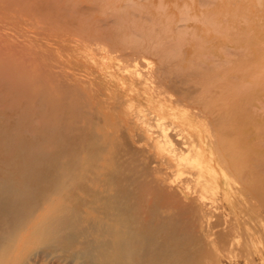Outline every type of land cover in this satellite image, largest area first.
Masks as SVG:
<instances>
[{
	"label": "bare ground",
	"instance_id": "1",
	"mask_svg": "<svg viewBox=\"0 0 264 264\" xmlns=\"http://www.w3.org/2000/svg\"><path fill=\"white\" fill-rule=\"evenodd\" d=\"M1 1L4 3L3 7H7L6 11L11 12V15L13 14V11L9 10L11 7H15V11H18L19 6L26 5L27 14L31 19H34L32 26L38 23L36 20L45 18L48 14L44 22L47 24L49 19H56L60 23L59 25H62V30H66L64 32L68 38L65 40L75 43L78 49L84 46L88 47L97 37H101L102 42L96 43L99 45L98 52L102 57L100 62L105 73H111L115 77L113 82L115 86H112L111 92H97L98 94L90 98L87 96L89 100H86L82 97L81 92L79 94V90L68 82L69 80L64 79L65 75L61 79V76L57 77L59 76L57 71L42 70L41 67L34 68L32 71L28 58L25 57L17 44L12 42L8 44L9 47L5 48L0 45V264H234L222 261L220 253L228 251L227 253L232 255L233 253H230L232 251L229 250L235 247L234 243L244 235L246 241H241L248 245V249L250 244L259 255L255 254L258 257L257 260L260 257L263 260L260 264H264V216L262 215L264 213L258 214L259 210L256 211L255 205L254 207L249 205L251 197H248L249 194L247 195L250 185L256 195L264 200L263 173L258 176L260 170L254 172L257 167L262 168L261 164L259 165L260 161L256 160L259 166L257 164L251 166V162L247 163L248 157L253 158L254 161L255 158H258L257 152L252 151L257 155L256 157L254 155V157H246L249 153L247 154L248 151L244 152L245 148L241 149L243 150L241 153L235 150L234 153L233 151L228 153L224 150L223 152L229 156L226 159L228 162V166H226L215 151L212 133L209 132L211 130L197 119L200 114L191 113V109L188 111L184 107V109H178L177 104L180 105L182 102L180 100L179 103L173 99L175 104L172 105L165 102L166 98L160 100L159 97L152 98L148 95L149 89L152 91L155 88L156 90L164 88L174 90L175 93L179 92L182 98L188 100L193 96L198 97L197 100L199 97L206 99L207 96L209 98L224 96L227 94V91L225 92L226 85L236 84V80L233 81V79L242 72H235L237 76L231 74L229 77L223 76L218 79L214 75L220 72L221 68L218 69V67H222L224 63V67L229 66V63H232L231 60L235 58L233 56L247 55L253 50V44L250 42L251 31L248 34L246 29L225 27L215 21L214 23L213 16L217 14H214V11L211 13L214 14L213 16L210 14L206 17L201 16V20H199L193 15L194 19L193 17L190 19L191 10L188 5L180 8L179 15L170 18L163 12L167 6L164 10L153 13L151 12L152 0H92L93 4H96L95 8L101 6L102 17L94 16V5L88 6L78 0ZM159 1L158 5L163 8L161 0ZM206 2L209 3V0H204L201 4L204 5ZM252 3L264 8V0H252ZM212 4L214 1H210V4L206 3L204 6ZM161 7L159 9L156 7V10H160ZM2 9L4 10V8ZM0 15H2L1 12ZM234 16L238 17L236 12H226L221 18L226 21ZM10 18L14 19V16ZM15 18L16 21L21 20L19 18L17 20L16 16ZM242 18L244 19V17ZM245 18L248 19L246 16ZM189 19L190 21H196V19L199 22L205 21L206 25L212 21L214 26H209L213 28V32L215 26L221 27V29L217 28L218 32L214 33H220L221 36L227 37V39L225 37L226 43L217 49L224 57H220L221 55H218L219 58L209 56L213 52L208 55L209 51L207 52L205 50L207 48L204 46L206 41L199 39L201 36L198 37L196 28L191 26L192 23L191 25L188 23ZM245 20L244 24H247L248 20ZM29 22L32 24L31 20ZM45 23L44 25L40 24L46 29L49 26H45ZM55 23L53 25L57 26L58 24ZM259 23L264 24V20ZM19 26L21 25L19 24ZM56 26L54 27L58 28ZM44 27L40 28L44 29ZM37 29L38 32H41V29ZM49 29L55 31L54 28ZM46 30L44 31L47 33ZM37 31L34 32L38 33ZM76 31H79L80 34H75ZM247 35L248 39H246ZM32 36L36 38L37 35L32 34ZM244 40H249L248 44ZM95 42H99V39ZM193 45L196 46V49L194 48L195 55H192V59L187 60L185 57L187 47ZM260 45L261 43L258 46ZM262 45L260 46L261 52H263ZM253 46L255 47V44ZM262 54L259 55L262 58L261 62L264 60ZM253 56L251 52L250 58H254ZM152 58L155 60L154 62L149 60ZM246 58L244 56L242 61ZM62 59L64 58L62 57ZM250 61L253 62V60ZM49 64L57 67L50 61ZM247 65L250 67L249 64ZM261 66L258 65L257 70H260ZM243 73L247 74V71H243ZM249 73L251 74V72ZM258 74L262 77L264 71L258 72ZM245 78H247L246 75ZM243 81V84L247 83L245 79ZM110 84H112L111 81ZM251 85L254 84H249V86ZM252 88L246 93L251 92ZM83 94L85 97L86 93ZM244 94L245 92L242 97L240 95L242 102H245ZM106 96L115 100L108 103L105 99ZM233 97L231 99L228 97V99L232 101L235 98L233 100L235 101L237 97ZM254 98L252 97V100ZM203 99L199 100L200 103L204 102ZM218 101L215 106L212 105L213 108L208 109L213 125L217 126L223 134L234 132L231 125L239 128L243 124L239 122V126L236 123L238 121L236 118V122L233 121L235 111H232L234 112L233 118L230 117L232 112L228 114L232 119L230 122ZM151 102H154L155 106L150 107ZM191 102L189 101V103ZM125 103L124 114L132 115L133 120L136 117L141 122H146L149 116H153L157 120L164 121L162 124L158 123L159 125L156 123L158 127L160 125L163 127L165 122L170 124V127L172 126L170 131H165L167 128H164L163 134L160 128L156 129L160 132L158 135L161 134L162 137L156 140L154 145L162 153L169 151L167 143L170 142V136L172 138L178 136V139H182L186 144L184 152H180V148L177 150L174 145V149H176L174 151H179V154L173 157L177 165L176 171L186 173L194 182L192 186H186L185 182L190 181L187 177L184 184L177 181L179 186L186 190L184 192L186 195L173 190V183L170 185V181H168V178L170 179L172 176L171 174L169 176V171L167 175L169 177H166L167 173L165 176H158L151 163L153 160H148V162H144L145 164L139 162L138 149L130 141L128 134L123 136L117 131L111 130L113 120L117 122L119 119L121 120L122 107ZM239 103L241 104V102ZM226 104L228 103L226 102ZM245 104L246 102L243 106ZM238 105L235 106L238 107ZM235 106L229 104V108L234 107V110L237 108ZM249 107H247L249 110L257 108L256 106ZM204 109L206 110V108ZM239 109L244 112L248 111L240 106ZM261 109H264L263 106ZM261 109H259L260 112ZM255 112L257 111L255 110ZM246 113L250 115L249 118L252 114L254 115V113L250 114V111ZM255 114L257 115V113ZM239 117L241 118V116ZM243 118L245 120V117ZM153 119L150 118V120ZM130 122L131 119H129V124ZM255 123L253 122V124ZM149 125L153 127L150 122ZM205 125L208 126V123ZM255 125L264 124L258 122ZM263 129L261 131H264ZM240 130L236 131L237 135ZM235 134H231L232 137L227 135L231 140H234ZM240 134L242 135L241 132ZM136 136H140V134ZM243 136L242 139L247 134ZM135 139L137 141V138ZM237 140V143L242 141L239 138ZM263 140H257V142L254 140V142L258 146V141L261 145ZM183 144H179V146L183 147ZM242 145L240 143V146ZM171 151L173 152V149ZM172 152L170 153L172 154ZM123 153L128 158L122 156ZM244 156L247 158V164L243 162L245 166L242 168L240 165L241 168H239L237 161L240 162L239 159ZM260 160L263 165L264 156ZM163 161V163L166 162L164 159ZM158 169L160 170L159 167ZM161 169L164 170V168ZM170 171L175 172L171 169ZM235 179H240L241 184L239 185ZM181 182L183 181L181 180ZM220 190L231 207V211L227 209L225 213L228 211L229 214L233 213V216L230 215L234 219L231 218L232 223L213 231L212 227L215 225L211 224L210 219L212 215L210 209H213V206L211 205L210 208L207 202H204V196H207L208 192L220 195ZM182 196L192 198L187 203ZM210 198L212 199V197ZM214 199L216 202V198ZM214 199L212 200L214 201ZM219 199L217 197L218 201ZM222 207L227 208L228 206L223 205ZM216 220H212L216 226L223 224L221 223L223 220L218 219L220 221L217 220V223ZM240 248H238L240 252L246 251V249L241 250ZM249 250H251L249 257L250 254L254 256L255 251ZM243 255H246V252ZM246 260L251 261L249 264L255 262L252 258ZM227 261L232 262L231 260ZM237 261L239 262V260Z\"/></svg>",
	"mask_w": 264,
	"mask_h": 264
},
{
	"label": "rangeland",
	"instance_id": "2",
	"mask_svg": "<svg viewBox=\"0 0 264 264\" xmlns=\"http://www.w3.org/2000/svg\"><path fill=\"white\" fill-rule=\"evenodd\" d=\"M77 1V0H76ZM163 1V2H162ZM200 1H202V2H200ZM203 1L204 0H161V3L163 4V8L160 6V5H158V3L160 2L159 0H152V4L153 5H151V12H153V13H158V11L160 12L161 10H164L165 8H166V6H167V8H166V10H164L163 12L165 13V15L167 16V17H173V16H175V15H179V11H180V8L182 9V7L184 6V5H188L189 6V10H191L190 11V19L193 17V19H194V16L196 17V18H199V20H201L200 18H201V16L202 17H206V16H208L209 14L211 15V16H213L214 14H216V16L214 15L213 16V22L215 21L217 24L218 23H221V25H225V27L227 26V27H236V28H238V29H240V30H245L247 33L248 32H250V42H251V44H255V47L256 46H258L260 43H261V45H262V49H263V52H261L262 50L260 49V46H258V47H254L253 45H252V47H253V50L251 51L252 53H253V57L254 58H250L251 57V52H248V54L247 55H243V56H241V55H236V56H233V57H238V56H241V57H239V58H237V59H235V58H233L234 60H235V62H233L234 60L232 59L231 61H232V63H229V66H225L226 67V69H225V67H224V64H223V68L220 66V65H218V66H220V67H218V69L219 68H221L219 71L220 72H218V73H216L214 76H215V78L216 79H218V78H222L223 76H226V77H229V76H231V74L232 75H236V73L235 72H237V73H240V72H242V73H240V74H238V76L237 77H235L234 79H233V81H235V83L236 84H234V82H233V86H232V84L231 83H229V84H227L226 85V90H225V92L227 91V94H224V96L223 95H219V96H216V97H218L217 98V100H216V97L214 96V98L213 97H210L209 98V96H207L206 97V99H203L202 97H199V100H201V99H203L202 101H204V102H202V103H200V101L199 100H197L198 99V97H192V98H190L189 100L188 99H184V98H182V96L180 95V93L178 94L177 92L175 93V92H173L172 90H169V89H164V88H161V89H157L156 90V88L155 89H153L152 91H151V89H149V91H148V95H149V97L151 96L152 98H154V97H159V99L160 100H163L164 98H166L167 100L165 101L166 103H169V104H172V105H174L175 103H174V100H175V102H179V100H180V102H181V104L183 105H179V104H177V108L178 109H186V110H188V111H190V109L192 110V112L191 113H198V114H200L199 115V117H197V119L204 125V126H206V127H208V129H210L211 131H209L210 132V134L212 133V136L211 137H213L212 139H213V143L215 144V151H217V153L219 154L218 156H219V159L221 158L222 160V162H223V164H225L226 166H228V162H227V160L226 159H228L229 158V156H228V154L226 153V152H223L224 150L225 151H228V153L229 152H232L233 151V153L235 152V151H238L239 153H241L243 150H244V152H247V154L249 153V155H247L246 157H248V156H250V157H252L253 155L256 157L257 155H259V156H257L258 158H255V161H254V159L253 158H249L248 157V162H247V158L244 156V157H241L242 158V160H241V158L239 159L240 160V162L243 164V162H247V163H249V162H251V166H256V164L258 163L256 160H258V161H260V163H259V165L261 164L262 165V161L260 160L261 158H263V156H262V154H264V131H261V129L262 128H264V125H259V126H256L255 124H258V122H259V124H264V112H262L263 110L261 109L262 108V106H263V108H264V85H263V83H264V75L262 76V77H260V75L259 74H263V73H259L258 74V72H263L264 71V60H263V62H261L262 61V58H260V54H262V53H264V24H261V23H259V21H261V20H264V8L263 7H258V6H256V5H254L253 3H252V0H209V3L208 2H206L207 4H210V1H214V4H212V5H209V6H207V7H205L206 6V3H204V5L203 4H201V3H203ZM206 1V0H205ZM78 2H81V3H83V4H85V5H87L88 4V6L89 5H94L93 7H94V10H93V13H94V16L95 17H102L103 15L101 14L102 13V8H101V6H97L98 8H95L96 7V4H93V2H92V0H78ZM200 3V4H199ZM234 3V4H233ZM2 5V6H1ZM22 5V4H21ZM201 5V6H200ZM0 6H1V8H0V12H1V14L3 15H0V45L2 46V48H5V47H9L8 46V44H10V43H15V44H17L18 45V47H20V49L22 50V53H24V55H25V57L26 58H28V60H29V62H30V68L32 69V71H34V68L36 69L37 67H41L42 68V70H50V71H57V73H59V76H57V77H59L60 78V76H61V79L64 77V75H65V77H64V79H66V80H69L68 82L71 84V85H73V87H75V88H77V90H79L78 92H79V94H80V92H81V95H82V97L84 98V99H86V100H89V98L91 97V96H93V95H95V94H98V93H100L101 91H104V92H107L108 93V91L109 92H111L110 90H112L113 89V87L112 86H115V85H113V82H114V79H115V77L113 76V75H111V73H105V69L103 68V65H102V63L100 62V58H102L101 57V54L98 52V47H99V45H97L96 43H101L102 42V38L100 37V38H98L97 37V39L95 40V41H98V39H99V42H95L94 40H91V41H94V42H91L90 43V45L91 44H93V45H89L88 47H80L79 49H78V46L75 44V43H72V41H70V40H65V39H67L68 38V36H65V35H67V34H65L66 32H64V31H66L64 28V30H62V25H59L60 23L56 20V19H53L52 18V20L51 19H49L50 20V22H49V20H48V22H47V24L44 22V21H46V20H44L46 17H47V15L48 14H46V17H45V15H44V17L45 18H43L42 17V19H40V20H36V21H34V22H36L37 24H38V26H36V25H34V26H36L35 27V29H34V26H32L33 25V18L31 19L30 18V16L27 14V12H26V7L25 6H19V8L17 9L18 11H15L16 10V8L15 7H11L10 9H9V7H8V9L11 11H13L12 13V15L14 16V19L13 18H10V17H13L12 15H11V12L9 13V11H6L7 9V7H3L4 6V3H2V1L0 0ZM159 6V7H158ZM165 6V7H164ZM204 6V7H203ZM238 6V7H237ZM22 7V8H21ZM156 7H157V9H159L160 7H161V9L160 10H156ZM2 8H4V10L2 9ZM15 8V9H14ZM21 8V9H20ZM25 8V9H24ZM203 8V9H202ZM3 10V12H2V10ZM20 9V10H19ZM24 9V10H23ZM235 9H237L236 11H235ZM245 9V10H244ZM101 10V11H100ZM7 12V14H5L6 12ZM24 11V13H22ZM94 11H96V12H94ZM209 13H208V12ZM213 11L215 12L213 15L211 14V13H213ZM5 12V13H4ZM204 14H203V13ZM207 12V14H205ZM226 12H236V16H238V17H236L235 18V16L234 17H232V18H229V19H226V21L225 20H223L221 17L224 15V13H226ZM4 13V14H3ZM51 13V12H50ZM49 13V14H50ZM10 14V15H9ZM16 14V15H15ZM22 14V15H21ZM24 14H26V15H24ZM202 14V15H201ZM6 15V16H5ZM8 15V16H7ZM169 15V16H168ZM194 15V16H193ZM15 16L17 17V20H18V18H19V20L21 21H16L15 19ZM20 16H22L23 18H21ZM198 16V17H197ZM200 16V17H199ZM244 17V19L242 18V17ZM245 16L246 17H248V19L247 18H245ZM7 17V18H6ZM27 17H28V19H27ZM12 20V23H11V20ZM24 19V20H23ZM190 19L188 20V23L191 25V23H192V25L191 26H193L194 27V29H195V31L197 32V34H198V37L199 36H201V37H199V39L201 38V40H203V41H206L205 42V44H204V46H205V48H207V49H205L207 52H208V55L209 54H211L212 52V55H209V56H213V58H219L218 57V55H221L220 57H224L222 54H220L218 51H217V49H219L221 46H222V44H224V43H226L225 42V37L226 36H221L222 34H220V33H214V32H218V31H216V29L217 28H220L221 29V27L220 26H215V31L213 32V28L211 27V26H214V24H213V22L212 21H210V22H208V25H206V24H204L205 23V21L203 22V21H201V22H199V21H197V19H196V21H190ZM248 20L247 21V24H244L245 22H244V20ZM31 20V23L32 24H30V21ZM53 20L56 22H54L55 24H58L57 26L56 25H53L54 23H53ZM245 20V21H246ZM250 20V21H249ZM39 21H41V22H39ZM6 22V23H5ZM29 22V23H28ZM196 22V23H195ZM214 22V23H215ZM17 24V26H16V24ZM27 23V24H26ZM43 23V25H44V23H45V26H49L48 28H46L45 29V27L43 26V25H41V24ZM207 23V22H206ZM227 23V24H226ZM240 23H243V24H240ZM13 24V25H12ZM19 24L21 25V26H19ZM30 24V25H29ZM40 24V25H39ZM51 24V25H50ZM238 24H240L239 26H238ZM209 25H211V26H209ZM245 25V26H244ZM261 25H262V27H261ZM16 26V27H15ZM31 26V27H30ZM44 27V29L43 28H40V27ZM53 26V27H52ZM54 26H56V27H58V28H55ZM16 29H15V28ZM246 27V28H245ZM248 27V28H247ZM29 28V29H28ZM37 28H39V30L41 29V32H38L37 30ZM49 28H54V30L55 31H53V30H51V29H49ZM37 29V30H36ZM219 29V30H220ZM1 30H2V32H1ZM44 30H46L47 31V33L44 31ZM218 30V29H217ZM253 30V31H252ZM262 30H263V32H262ZM37 31L38 33H35V32ZM50 32V34H49V32ZM209 31V32H208ZM42 32H44V33H42ZM51 32H52V34H51ZM53 32H55V33H53ZM57 32V33H56ZM3 33V34H2ZM6 35H5V34ZM42 33V34H41ZM75 33V32H74ZM32 34L33 35H37L36 36V38L34 37V36H32ZM39 34V35H38ZM43 34H46L45 36L43 35ZM54 34V35H53ZM62 35V36H57L56 37V35ZM75 34H80L79 33V31L77 32L76 31V33ZM249 34V33H248ZM3 35H4V37H3ZM52 35V36H51ZM39 36V37H38ZM255 36V37H254ZM34 37V38H33ZM50 37V38H49ZM56 37V38H55ZM64 37V38H63ZM75 37H77V36H75ZM247 38L246 39H248V35L246 36ZM3 38V40H1ZM7 38V39H6ZM15 38V39H14ZM38 38V39H37ZM43 38V39H42ZM55 38V39H54ZM62 40H61V39ZM80 38V37H79ZM96 38V37H95ZM203 38V39H202ZM17 39V40H16ZM53 39V40H52ZM226 39H227V37H226ZM49 40V41H48ZM56 40V41H55ZM64 40V41H63ZM101 40V41H100ZM4 41V42H3ZM16 41V42H15ZM37 41V42H36ZM57 41H58V43H57ZM59 41H60V43H59ZM40 42V43H39ZM52 42V43H51ZM207 42H208V44H207ZM244 42H246L247 44H248V42H249V40H244ZM259 42V43H258ZM3 43H4V46H3ZM56 43V45H54ZM71 43V44H70ZM97 46H96V45ZM207 44V45H206ZM258 44V45H257ZM6 45V46H5ZM47 45V46H46ZM60 45H61V47H60ZM70 45V46H69ZM100 45H102V44H100ZM22 46V47H21ZM195 45H193V46H188L187 48H188V50H186V55H185V57H186V59L187 60H190V59H192L193 58V56L195 55L194 53L196 52L195 50H194V48L196 49V46L194 47ZM193 47V48H192ZM214 48V49H211V48ZM25 49L24 51H23V49ZM64 48H65V50H64ZM76 48V49H75ZM95 48V49H94ZM210 48V49H209ZM26 49H28V50H26ZM62 49V50H61ZM258 51V53H257V51ZM57 50V51H56ZM261 50V51H260ZM25 51H27V52H25ZM28 52H30L29 54H28ZM47 52V53H46ZM49 52V53H48ZM57 52V53H56ZM92 52V53H91ZM198 53H199V51H197ZM51 53V54H50ZM59 53V54H58ZM260 53V54H259ZM30 56H28V55ZM39 54V55H38ZM95 54V55H94ZM65 55V56H64ZM193 55V56H192ZM260 55V56H259ZM40 56V57H39ZM244 56H245V58L248 56V58H249V60H248V58H246V60H243L242 61V59H244ZM62 57L64 58V59H62ZM243 57V58H242ZM262 57H263V59H264V54H262ZM241 58V59H240ZM57 59V60H56ZM257 59H259L258 61H257ZM37 60V61H36ZM40 60V61H39ZM150 61H152V62H154L155 60L152 58V59H149ZM240 60V61H239ZM250 60H253V62L252 61H250ZM255 60H256V63L258 64V65H262L261 66V68H259L260 70H257L258 68V65L255 63L254 64V62H255ZM49 61L50 62H52L53 63V65H56L57 67H53L52 66V64H49ZM246 61V62H245ZM261 63V64H259V63ZM59 63V64H58ZM235 63V64H234ZM240 63H242V64H240ZM32 64V65H31ZM50 65V67H49V65ZM247 64H249L250 65V67H248V65ZM251 64H254V65H251ZM228 65V64H227ZM231 65V66H230ZM233 65V66H232ZM244 65H246V66H244ZM33 66V67H32ZM252 66V67H251ZM47 67H49V68H47ZM142 67V66H141ZM235 67V68H234ZM245 67V68H244ZM260 67V66H259ZM263 67V68H262ZM29 68V70H31ZM61 68V69H60ZM142 68H147L146 66L145 67H142ZM235 69L234 70V72H233V70L232 69ZM240 68V69H239ZM252 68V69H251ZM217 68H216V70H218ZM242 69V70H241ZM250 69H251V71H250ZM69 70V71H68ZM82 70V71H81ZM253 70V71H252ZM254 70H256V71H254ZM263 70V71H262ZM79 71V72H78ZM226 71H227V73H226ZM238 71H240V72H238ZM243 71L244 72H246L247 71V74L246 73H243ZM258 71V72H257ZM142 72V71H141ZM216 72V71H215ZM221 72H222V74H221ZM229 72V73H228ZM249 72H251V74L249 73ZM224 73H226V74H224ZM255 73V74H254ZM62 74V75H61ZM83 74V75H82ZM243 75V79L241 80V76ZM252 75V74H254V75H256V76H250V75ZM258 74V75H257ZM245 75H246V77L247 78H245ZM67 76V77H66ZM95 77V78H94ZM258 77H259V79H258ZM68 78V79H67ZM252 78V79H251ZM253 78H254V80H253ZM237 79H239V80H237ZM245 79V82H247V83H245L246 84V86H245V84H243L242 83V81ZM110 81L112 82V84H110ZM258 81V82H257ZM74 82V83H73ZM128 82V81H127ZM241 82V84L239 85V83ZM244 82V81H243ZM257 82V83H256ZM259 82H263V83H259ZM103 83V84H102ZM259 83V84H258ZM249 84H254V85H251V86H249ZM257 86H256V85ZM248 85V86H247ZM260 85V86H259ZM254 86H256V87H254ZM258 86H259V88H258ZM105 87H107V88H105ZM242 87V88H241ZM253 87V88H252ZM263 87V89H261V88ZM158 88V87H157ZM231 88V89H230ZM241 88V89H240ZM252 88V90H251V92H248V93H246L248 90L250 91V89ZM82 89V90H81ZM93 89V90H92ZM229 89V90H228ZM81 90V91H80ZM230 90H232V91H230ZM255 90V91H254ZM82 91H83V93H86V95H85V97H84V94L82 93ZM96 93H95V92ZM252 91H254V92H252ZM98 92V93H97ZM154 92H157V93H154ZM166 92V93H165ZM245 92V97H243L244 98V100H245V102H246V106H245V108H244V106H243V104L245 103V102H242L243 100H241V98H240V95H241V97L243 96V93ZM158 93H161L160 95L158 94ZM171 93V94H170ZM253 93V94H252ZM165 94V95H164ZM167 94V95H166ZM252 94V95H251ZM164 95V96H163ZM89 98H88V97ZM162 96V97H161ZM171 96V98H169ZM175 96V97H174ZM229 97V99H231V97H237L236 98V100L235 101H230L229 99H228V97ZM252 97L254 98L253 100H252ZM226 98H227V101H225L226 100ZM257 98V99H256ZM105 99L107 100V102L108 103H112L115 99L114 98H111V97H108V96H106L105 97ZM169 99V100H168ZM174 99V100H173ZM208 99H210V101H208ZM213 99V100H212ZM240 99V100H239ZM256 99V100H255ZM193 100V101H192ZM219 100V101H218ZM249 100H252V101H250L249 102ZM189 101L191 102V103H189ZM208 101V102H207ZM217 101H218V103H219V105H221L222 106V108L224 109V115L227 117V118H229L230 119V117H232L233 118V116H234V112H232V111H235V116H234V122H236L237 121V119H238V121L236 122L239 126H240V123L241 124H243L242 126H244V127H242V126H240V127H242V128H240L239 126V128H235L233 125H231L233 128V130H234V132H230V133H228V132H226V134H223V133H221L220 132V130L218 129V127L217 126H214L213 125V123H212V121H211V118H212V116H211V113H208L209 111H208V109L209 108H213V106H215L216 104H217ZM221 101V102H220ZM229 101V102H228ZM236 101H237V103H236ZM241 102V104L239 103V102ZM259 101H261L260 103H259ZM179 102V103H180ZM197 102H198V105H197ZM205 102H207V103H205ZM214 102V103H213ZM223 102V103H222ZM226 102L228 103V104H226ZM147 103H148V101H147ZM194 103V104H193ZM249 103H250V107H249ZM193 104V105H192ZM200 104V105H199ZM229 104L232 106H235V105H237V104H239L238 105V107L237 106H235V107H237V108H235V110L233 109V108H229ZM208 105V106H207ZM213 105V106H212ZM242 105V106H241ZM149 106L150 107H153V106H155V103L154 102H151L150 104H149ZM182 106V107H181ZM239 106H240V108H243V109H248L247 107H249V108H251V107H257L256 109H252L253 110V112H252V110L250 109H248V111H245V112H248L249 113V111H250V114L251 113H254V111L256 110L257 112H255V113H257V115L254 113V115L252 114V119H251V117L249 118V114H245V112L242 110V109H239ZM184 107V108H183ZM134 108H136L135 106H134ZM204 108H206V110L204 109ZM231 109V110H229V109ZM204 109V110H203ZM225 109H227L228 110V112H226L227 110H225ZM259 109H261V112H260V110ZM124 110H126V103L123 105V107H122V112H121V120L119 119V121L117 122V121H114L113 120V124L111 125V130H113V131H117V133L118 134H120V135H125V136H127L126 134H128L129 135V138H130V141L133 143V144H135L134 146L138 149V153H139V162L142 164H145L144 162H148V160H153V161H151V163H152V165H153V168H154V170H156V174L158 175V176H165V174H166V177H169L170 176V174L172 175V176H170V179L168 178V181H170V185L173 183V186H172V188H173V190L175 191H177V192H181L183 195H186L184 192H186V190L183 188V187H181V186H179V184H178V182L181 184V183H183L184 184V182L186 181V179L188 178V180H190V178H189V176L186 174V173H180L179 171H176L177 169V165H176V161L173 159V157L175 156V155H177V154H179V151L180 152H184L185 151V149H184V147H186V144L182 141V139H178V136H177V138H172V136H170L171 138H169L170 139V142H168L167 143V145H168V149H169V151L170 152H172L171 150L173 149V152H172V154L169 152V151H166L165 153H162L160 150H159V148H157L154 144L156 143V140H158V139H160L161 137H162V135L161 134H159L158 135V132L159 131H157L159 128H160V131L162 132V134H163V132H164V130L165 131H170V129L172 130V126L170 127V124H168V123H166L165 122V125L167 126V125H169V126H165V125H163V127L161 128L160 126L158 127V125L161 123L162 124V122H164L162 119H159V120H157L156 119V117H153V116H149L148 117V119H147V121L146 122H141L140 120H138L136 117H134L135 119L133 120V116L131 115V116H128V115H125L124 114ZM242 110V111H241ZM240 113L241 114V112H242V114L240 115H237L238 113ZM229 112H232L233 114H231V116L229 117ZM259 113H261L262 115H260ZM246 115V116H245ZM239 116H241V118H243V117H245V120H244V118L243 119H241ZM248 116V117H247ZM262 116V117H261ZM201 117V118H200ZM240 119H239V118ZM150 118L151 119H153V118H155L156 119V121L154 122V120L155 119H153V120H150ZM235 118H236V121H235ZM129 119H131V122H130V124H129ZM249 119H251V120H249ZM202 120H204L203 122H202ZM231 120L232 119H230L229 121L231 122ZM242 120H244V121H242ZM253 120H255V121H253ZM159 121H161V122H159ZM232 121V123H234ZM243 123H242V122ZM258 121V122H257ZM119 122H121L120 124H119ZM149 122H150V124H151V126L153 125V127H150V125H149ZM240 122V123H239ZM244 122H246L245 123V125H244ZM253 122H256L255 124H253ZM156 123L158 124V125H156ZM208 123V126L207 125H205V124H207ZM149 126H148V125ZM164 124V123H163ZM235 124V123H234ZM249 124V125H248ZM157 127H156V126ZM229 125V126H230ZM122 126H124V128H121ZM152 128V129H150L149 130V128ZM231 126H230V128H231ZM156 127V128H155ZM237 127V126H236ZM165 128V129H164ZM235 128V129H234ZM261 128V129H260ZM120 129H121V131H120ZM126 129V130H125ZM157 129V130H156ZM240 130V131H238V133H239V135H237V133H236V131L237 130ZM258 129V130H257ZM149 130V131H148ZM260 130V131H259ZM264 130V129H263ZM124 131V132H123ZM156 131H157V133H156ZM249 131V132H248ZM257 131H259V132H262V133H256ZM126 132V133H125ZM240 132L242 133V135L240 134ZM160 133V132H159ZM221 133V134H220ZM236 133V134H235ZM138 134H140V136L142 135V137H140V136H136V135ZM157 134V135H156ZM223 134V135H222ZM227 134H229L230 135V137H232L231 136V134L232 135H234L235 134V139L237 138H239V140H242L240 143H241V145H242V143H243V145L242 146H240V143L238 144L237 142H236V140L234 141L233 139L231 140V138L229 137V135H227ZM246 134H247V136H246ZM248 134H250L249 135V137H248ZM261 135L260 137H258L259 135ZM161 135V136H160ZM241 135V138L239 137ZM243 135H245L246 137L244 138V139H242L244 136ZM258 135V136H257ZM238 136V137H237ZM159 137V138H158ZM175 137V136H174ZM258 137V138H257ZM135 138H137V141H136V139ZM220 138V139H219ZM224 138V139H223ZM263 138V139H262ZM139 139H141L140 141H142V142H140L139 141ZM175 139V140H174ZM230 139V140H229ZM226 140H228V142H226ZM254 140H255V142H257V140H263L262 141V143L263 144H259V142L260 141H258V146L255 144V142H254ZM236 143H234V142ZM238 141V140H237ZM178 142V143H177ZM181 142V143H180ZM250 142V143H249ZM253 142H254V144H253ZM171 143V144H170ZM184 143V144H183ZM244 143H247V144H249L248 146L251 148V150L249 151V149L250 148H247L248 146L246 145V144H244ZM139 144V145H138ZM173 144V145H172ZM179 144L181 145V144H183V147H181V146H179ZM227 144V145H226ZM232 144H234L235 145V147H234V145H232ZM138 145V146H137ZM174 145L177 147L176 149L178 150V148H180L181 150H179V151H174V150H176V149H174ZM223 145V146H222ZM238 145H239V147H238ZM251 145V146H250ZM256 145V146H255ZM260 145V146H259ZM143 146V147H142ZM230 146V147H229ZM183 148V149H182ZM234 148V149H233ZM243 148H245V149H243ZM247 148V149H246ZM143 149V150H142ZM227 149H229V150H227ZM241 149H243V150H241ZM235 150V151H234ZM142 152V154H141V152ZM145 151V152H144ZM147 151V152H146ZM252 151H255V153L257 154H254V152H252ZM146 155V156H145ZM166 155V156H165ZM227 155V156H226ZM122 156H126V154L125 153H123L122 154ZM221 156V157H220ZM253 156V157H254ZM262 156V157H261ZM124 157H122L123 159H125ZM167 159H166V158ZM261 157V158H260ZM126 158H128V156H126ZM142 158V159H141ZM151 158H153V159H151ZM160 158V159H159ZM163 159L166 161V162H168L169 164H170V166H169V164H167L166 162L165 163H163L164 161H163ZM162 163H161V162ZM264 161V160H263ZM155 162H156V164H155ZM240 162H238L237 161V165H239V168H243L245 165L243 164H239ZM246 163V164H247ZM254 163V164H253ZM171 164H172V166H171ZM222 164V165H223ZM240 165H241V167H240ZM258 164H257V166H259ZM260 165V167H262L261 169L259 168V167H257V170L255 169L254 170V172H259V170H260V172H259V174H258V176L259 175H261L262 173V177L264 178V172H262V171H264V162H263V165L261 166ZM157 167V169H156V167ZM164 166H166V167H164ZM169 166V167H168ZM158 167L160 168V170L158 169ZM250 167V166H249ZM161 168H164V170L163 169H161ZM170 169L171 170H174L175 172H173V171H170ZM259 169V170H258ZM157 170H158V172L160 173H158L157 172ZM161 171H163V172H161ZM168 171L170 172L169 173V176H167L168 175ZM164 173V174H163ZM176 173V174H175ZM161 174H163V175H161ZM181 176V177H180ZM251 176H252V174H251ZM173 177V178H172ZM175 177V178H174ZM184 177H185V179H184ZM187 177V178H186ZM178 179V180H177ZM181 180L183 181V182H181ZM236 181H237V183L240 185L241 184V180L240 179H235ZM178 181V182H177ZM191 181V182H190ZM190 181H186L185 182V185L187 186H192L193 185V181L192 180H190ZM174 186H175V188H174ZM192 189V188H191ZM222 190H223V188H222ZM222 190H220V195H218L217 193L215 194H213V193H210V192H208V195L207 196H204V202L206 203L207 202V205H209L210 206V208L212 207L213 209H210L211 210V212H210V214H212L211 216H210V219H211V224L212 225H215V227H212L213 228V231H217V230H219V228H223L224 226H226V225H228V224H230V223H232L233 222V220L232 219H234L232 216H233V213H231L230 212V214L232 215H230L229 214V211H231V207H230V205H229V203L224 199V196H223V192H222ZM245 190H246V188H245ZM249 194V195H248ZM217 195V196H216ZM246 195V194H245ZM247 195H248V197H251V198H249V201H250V206H252L253 205V207H254V205H255V208H256V211H258L259 210V212H257L258 214H262V213H264V200H262V199H260L257 195H256V193H255V190L252 188V186H250L249 185V189H248V192H247ZM246 195V196H247ZM189 196H192V195H189ZM210 197H212V199H214V198H216V202H215V199H214V201L210 198ZM214 197V198H213ZM217 197L218 198H220L219 199V201L217 200ZM182 198L185 200V202H187V203H189V201L191 200V198L192 197H183L182 196ZM207 198V199H206ZM217 201H218V204H219V206H218V204H217ZM192 202H193V200H192ZM194 202H197V201H195L194 200ZM209 202V203H208ZM220 202H221V204H220ZM222 203H224L223 205H225V206H228L227 208H225V207H222L223 205H222ZM252 203V204H251ZM198 204V203H197ZM216 204H217V206H218V210H219V213L217 214V212H218V210L216 209L217 208V206H216ZM199 205V204H198ZM212 205V206H211ZM215 206H216V208H215ZM219 207H220V209H219ZM224 208V209H223ZM233 208V207H232ZM227 209L229 210L228 212H226L225 213V210L227 211ZM258 209V210H257ZM215 210V211H214ZM222 210V211H221ZM213 211V212H212ZM213 213H214V215H213ZM221 213V214H220ZM204 214V213H203ZM221 216H220V215ZM223 214V215H222ZM263 216H264V214H262ZM262 215H260V216H262ZM213 216H215L216 217V219L218 218V219H220V220H223V221H221V223H223V224H218L217 226H216V224H213L212 223V220L213 221H215L216 219H215V217L214 218H211V217H213ZM223 218V219H222ZM232 218V219H231ZM217 219V220H218ZM216 220V223L218 222V221H220V220H218L217 221ZM262 220H263V218H262ZM263 222H264V220H263ZM215 223V222H214ZM221 225H223V226H221ZM243 231V230H242ZM243 233V232H242ZM244 238V239H243ZM241 240H245L246 241V239H245V235H244V237L242 236L240 239H239V241L238 242H236V243H234L235 245V247H236V249H238V248H240V247H245V248H240L241 250H245L246 249V255H243L242 256V254H245V252L244 251H241L242 252V254H241V252H240V250L238 251V250H236L235 249V247H232V249H230L229 251H232V252H230V253H233L232 255L231 254H229V253H227L228 251H224V252H222L221 251V255H222V257H221V260L222 261H224V262H228V263H234V264H249V262H251V261H247L246 259H248V258H250V260H251V258L255 261V262H253L254 264H260V263H262V259L259 257V261L257 260V258L258 257H256V255L257 256H259L258 255V253L255 251V250H253V248L250 246V244H249V249H252V252H254V256H255V258H254V256L253 255H251L250 254V257H249V253H251L250 251L251 250H249L248 248H247V246L248 245H246L245 244V242H242ZM235 251H234V250ZM247 251H249L248 253H247ZM238 252V253H237ZM217 253H219V252H217ZM227 254V255H226ZM256 254V255H255ZM243 258H242V257ZM227 257V258H226ZM231 257H235L234 259L233 258H231ZM238 257V258H237ZM248 257V258H247ZM240 258V259H239ZM246 258V259H245ZM225 259H226V261H225ZM227 260H231L232 262H229V261H227ZM234 260V261H233ZM237 260H239V262L237 261ZM252 260V261H253ZM262 260V261H261ZM237 263H236V262ZM241 262V263H240ZM259 262V263H258ZM252 264V263H251Z\"/></svg>",
	"mask_w": 264,
	"mask_h": 264
}]
</instances>
